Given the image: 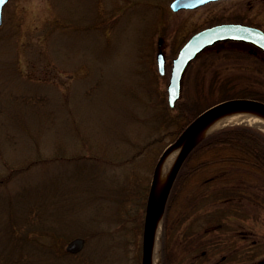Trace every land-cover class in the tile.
<instances>
[{"label": "rangeland", "instance_id": "obj_1", "mask_svg": "<svg viewBox=\"0 0 264 264\" xmlns=\"http://www.w3.org/2000/svg\"><path fill=\"white\" fill-rule=\"evenodd\" d=\"M169 2L4 5L0 264H141L155 164L178 130L172 122L154 130L151 113L167 100L171 58L210 23L245 15L264 26V0L211 2L177 12ZM159 35L169 44L164 75L155 62ZM253 57L235 44L203 53L187 68L174 111L189 103L202 110L226 93L264 88ZM238 72L245 78L228 84ZM201 157L193 155L189 164ZM77 236L85 238L83 249L66 251ZM255 245L254 259L260 260L264 240ZM165 264H172L170 254Z\"/></svg>", "mask_w": 264, "mask_h": 264}, {"label": "trees", "instance_id": "obj_2", "mask_svg": "<svg viewBox=\"0 0 264 264\" xmlns=\"http://www.w3.org/2000/svg\"><path fill=\"white\" fill-rule=\"evenodd\" d=\"M245 76L238 72L226 82H241ZM241 90L243 93H226L223 99H264V88ZM177 106L171 107L167 99L161 108L151 111L158 124L154 130L171 122L178 127L170 142L203 110L189 103L175 112ZM195 154L201 159L189 164ZM258 214H264V130L248 124L221 127L193 148L174 181L164 212L162 264L169 254L172 264H183L176 252L184 244L182 234L189 238L192 230L197 231L195 227H264V215Z\"/></svg>", "mask_w": 264, "mask_h": 264}, {"label": "water", "instance_id": "obj_3", "mask_svg": "<svg viewBox=\"0 0 264 264\" xmlns=\"http://www.w3.org/2000/svg\"><path fill=\"white\" fill-rule=\"evenodd\" d=\"M8 0H0V23L2 22L3 7ZM209 0H174L173 8L196 7ZM239 39L254 42L264 49V30L242 23H221L206 27L195 34L181 48L178 55L173 59L171 74L167 86L168 98L171 106H175L182 93V80L189 62L195 58L206 47L221 40ZM159 70L161 73L166 71V57L163 50L158 53ZM245 108L257 109L264 113V100L253 97H233L222 100L206 108L196 115V117L184 128L177 139L171 143L160 156L154 170L153 179L146 204V213L143 229V250L142 264H151L152 249L155 241L157 224L162 218L166 207L170 191L178 172L193 148L205 136L198 139L202 128L211 120L225 113L239 111ZM209 134V133H208ZM181 144L173 165L169 171L161 193L156 192L160 165L168 150L174 145ZM173 145V146H172ZM85 245V238L77 236L71 239L66 249L69 252H79Z\"/></svg>", "mask_w": 264, "mask_h": 264}, {"label": "flooded vegetation", "instance_id": "obj_4", "mask_svg": "<svg viewBox=\"0 0 264 264\" xmlns=\"http://www.w3.org/2000/svg\"><path fill=\"white\" fill-rule=\"evenodd\" d=\"M219 1L226 0H214L208 3ZM171 2L172 0H170L169 5ZM241 3L244 5H252L253 0H242ZM197 8H184L176 10V12L181 10H194ZM222 22H241L264 29L262 24L247 19L245 15H238V17L234 19L219 20L209 25ZM159 36L158 48L155 54L156 65H158V51L163 49L166 52L167 46L165 45H169L165 43L164 36ZM189 37L190 35L187 39ZM218 43L225 45L235 44L236 47L244 51V53L254 56V61L252 59L250 60L251 65H261L259 70L264 73V49L259 45L245 40H224ZM181 46L182 44L180 47ZM180 47L177 49L176 53H178ZM248 82L250 84L251 81ZM195 229L197 231L195 232V230H192L189 234V238H186V235L184 236V234H182L184 244L181 243L176 255L179 253L181 260H184L183 264H254V261L256 264H264V258L260 260L254 259L257 256L253 255L255 244L261 243V241L264 240V227H195Z\"/></svg>", "mask_w": 264, "mask_h": 264}, {"label": "bare ground", "instance_id": "obj_5", "mask_svg": "<svg viewBox=\"0 0 264 264\" xmlns=\"http://www.w3.org/2000/svg\"><path fill=\"white\" fill-rule=\"evenodd\" d=\"M234 123H248L260 126L264 129V113L257 109L245 108L239 111L225 113L209 121L200 131L198 139L222 126ZM173 146V145H172ZM181 144L174 145L170 148L160 165V173L156 188L157 193H161L163 185L173 165V162L179 153ZM161 235H162V218H159L156 230L155 241L152 249L151 264H161Z\"/></svg>", "mask_w": 264, "mask_h": 264}]
</instances>
